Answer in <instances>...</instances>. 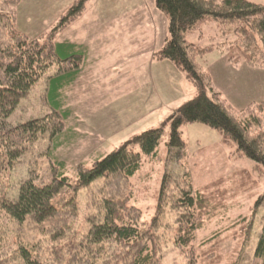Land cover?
I'll return each mask as SVG.
<instances>
[{
	"label": "trees",
	"instance_id": "trees-1",
	"mask_svg": "<svg viewBox=\"0 0 264 264\" xmlns=\"http://www.w3.org/2000/svg\"><path fill=\"white\" fill-rule=\"evenodd\" d=\"M19 3L0 0V264H163V235L172 241L183 264L225 262L221 232L197 243L199 233L232 207L227 203L232 194L222 188V179L194 189L184 168L165 170L153 217L146 221L132 205L131 178L146 161L157 158L166 126L170 129L166 158L174 163L184 159L186 143L180 128L185 124L220 132L227 144L264 168V104L252 103L234 114L218 96H209V76L200 63L217 48L234 67L264 68V6L245 0H154L169 32L155 57L172 62L198 85V93L159 128L127 141L90 169L79 165L71 180L65 165L53 162L51 148L66 131L62 92L75 80L83 58L55 37L82 14L85 0L63 13L50 32L32 40L16 28ZM211 21L222 43L201 49L187 41L188 34ZM41 82L51 87L52 111L12 124L15 114L25 112L22 101ZM46 140L48 148L38 154ZM134 146L140 152H133ZM91 188L93 212L76 224L80 193ZM256 209L262 211L257 222L242 218V228L232 235L236 239L244 233L240 237L245 244L242 255L236 257L235 251L229 258L230 264H264V193L256 199Z\"/></svg>",
	"mask_w": 264,
	"mask_h": 264
},
{
	"label": "rangeland",
	"instance_id": "rangeland-1",
	"mask_svg": "<svg viewBox=\"0 0 264 264\" xmlns=\"http://www.w3.org/2000/svg\"><path fill=\"white\" fill-rule=\"evenodd\" d=\"M77 2L20 0L16 9V28L29 39H36L50 32L57 23V17ZM84 10L67 31L55 37L57 43L76 42L87 51L78 77L79 86H67L62 92L66 131L53 142L54 147L51 148L53 162L63 163L65 175L71 180L76 179L79 165L90 169L94 162L119 149L127 141L145 131L159 128L168 116L192 100L199 90L198 85L172 62L156 59L155 54L169 37V32L167 19L155 9L154 0H85ZM200 29L187 35L189 43L204 49L223 42L215 22H208ZM121 30L125 32L121 33ZM203 57L200 63L209 76V96H218L234 114L249 106L251 100L239 95L236 90L237 80L233 72L242 67L256 71H264V68L234 67L226 62L217 48ZM239 73L241 83L249 81L242 75L244 72ZM51 96V87L41 82L22 101L24 109L21 110L25 112H18L10 122L17 124L51 112ZM180 134L186 143L185 158L177 163L166 158V144L170 139V129L166 126L157 158L146 161L141 171L131 178L134 189L132 205L142 211L146 221L151 220L165 170L181 172L184 168L194 189L222 179V188L229 196L232 194L227 201L232 207L225 216L213 219L199 233L197 243L206 241L214 232H221L225 239L221 246L225 262L221 264H230L235 251L238 252L236 257L242 255L240 250L245 239L240 236L244 233L236 235V239L232 238L242 228L240 220L245 218L255 224L262 214L261 210L253 209L258 196L264 193V168L257 167L237 152L236 146L227 144L224 136L214 129L201 124H185L181 126ZM48 146L47 140L42 142L38 154ZM132 151L140 152L137 146ZM91 195L94 198L92 188L81 191L80 215L76 224H82L87 213L93 212L89 207ZM161 244L163 264L174 260L184 263L183 257L165 235Z\"/></svg>",
	"mask_w": 264,
	"mask_h": 264
},
{
	"label": "crops",
	"instance_id": "crops-1",
	"mask_svg": "<svg viewBox=\"0 0 264 264\" xmlns=\"http://www.w3.org/2000/svg\"><path fill=\"white\" fill-rule=\"evenodd\" d=\"M79 1V0H77ZM245 1H248V2H251L253 4H256V5H262L264 6V0H245ZM76 2V1H75ZM74 2V3H75ZM73 3V4H74ZM72 4V5H73ZM71 7V6H70ZM69 7V8H70ZM155 7V6H154ZM67 8L66 11L69 9ZM156 9V8H155ZM85 11V10H84ZM84 11L82 12V14L77 18V20L83 15ZM159 12V11H158ZM65 13V11L63 12ZM62 13V14H63ZM57 19H59V17H57ZM55 19V21L57 20ZM70 27V26H69ZM68 27V28H69ZM67 28V29H68ZM67 29H65L64 31H67ZM62 31V32H64ZM60 32V33H62ZM125 31L121 30V33H124ZM59 33V34H60ZM168 39V37L166 38ZM165 39V40H166ZM59 44H67L69 45V49L71 51H73V53H78L80 52L81 55H82V58H83V61H82V65H81V68L78 72V74L76 75L75 77V80L73 81V83H71L70 86L73 85V87H78L79 86V81L78 80V77L81 73V70H82V66H83V63H84V60L87 58V51H86V48H84L83 46H81V44H77L76 42H72V41H64L63 43H59ZM72 48V49H71ZM161 48V47H160ZM222 60V59H221ZM220 61V60H219ZM221 64H225L224 62H221ZM202 65V64H201ZM203 68V66H202ZM204 69V68H203ZM226 72V71H224ZM239 72H244L245 74H242L244 76H246L249 81L246 82L245 84L244 83H241V77L238 76V74H240ZM229 73V72H228ZM235 79L237 80V84H236V90L238 92L239 95L242 94V96H244L245 98L251 100L249 102L250 103H254V102H264V71H256V70H252L250 68H246V67H242V68H238L236 69L235 72ZM227 75V74H226ZM68 86V87H70ZM76 90V89H75Z\"/></svg>",
	"mask_w": 264,
	"mask_h": 264
}]
</instances>
